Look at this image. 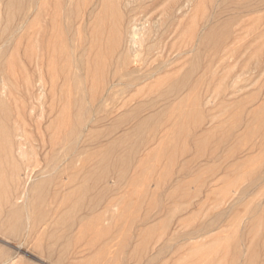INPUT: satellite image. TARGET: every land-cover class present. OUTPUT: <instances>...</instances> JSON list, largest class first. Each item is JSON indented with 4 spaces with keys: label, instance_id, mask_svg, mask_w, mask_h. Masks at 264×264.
I'll return each mask as SVG.
<instances>
[{
    "label": "rangeland",
    "instance_id": "rangeland-1",
    "mask_svg": "<svg viewBox=\"0 0 264 264\" xmlns=\"http://www.w3.org/2000/svg\"><path fill=\"white\" fill-rule=\"evenodd\" d=\"M0 117V264H264V0H0Z\"/></svg>",
    "mask_w": 264,
    "mask_h": 264
},
{
    "label": "bare ground",
    "instance_id": "bare-ground-1",
    "mask_svg": "<svg viewBox=\"0 0 264 264\" xmlns=\"http://www.w3.org/2000/svg\"><path fill=\"white\" fill-rule=\"evenodd\" d=\"M12 1V0H11ZM21 1H23V0H21ZM119 2V1H118ZM229 2V1H228ZM13 3H14V1H13ZM17 3V2H16ZM114 4V3H113ZM13 6H14V4H13ZM17 6V5H16ZM19 6V5H18ZM20 7V6H19ZM116 8V7H115ZM118 8H119V6H118ZM117 9V8H116ZM115 11V10H114ZM116 13V12H115ZM119 14V13H118ZM122 16V15H121ZM122 19V18H121ZM215 28V27H214ZM122 30H123V28H122ZM214 30V29H213ZM211 33V32H210ZM123 34V33H122ZM210 35V34H209ZM211 36V35H210ZM122 37V36H121ZM217 39V38H216ZM121 40V39H120ZM208 40V39H207ZM210 40H211V38H210ZM122 41V40H121ZM120 41V44H122V42ZM212 41V40H211ZM218 41V40H217ZM210 43V42H209ZM206 45V44H205ZM212 45V44H211ZM198 52V51H197ZM196 53V52H195ZM199 56V55H198ZM198 56H196V57H198ZM201 56V55H200ZM122 57V56H121ZM199 64V63H198ZM190 78V77H189ZM190 81V80H189ZM188 82V81H187ZM180 84V83H179ZM176 85V84H175ZM186 86H187V83H186ZM178 87V86H177ZM183 90H184V88H183ZM173 92H174V90H173ZM172 92V93H173ZM173 95V94H172ZM167 96H169L170 97V95L168 94ZM165 98V97H164ZM163 99V98H162ZM169 100V99H168ZM167 100V101H168ZM154 101V100H153ZM153 101H152V103H153ZM166 101V102H167ZM155 103V102H154ZM149 104H151V102H149ZM148 104V105H149ZM147 105V106H148ZM144 107V106H143ZM163 109V108H162ZM139 110H140V108H139ZM158 112V111H157ZM135 113V112H134ZM156 113V112H155ZM154 113V114H155ZM195 114H196V111H195ZM132 115V114H131ZM156 115V114H155ZM162 115V114H161ZM183 115V114H182ZM197 115V114H196ZM254 115V114H253ZM257 116H258V114H257ZM260 116V115H259ZM1 117H2V115H1ZM1 117H0V120H1ZM130 117V116H129ZM263 117V116H262ZM152 118V117H151ZM160 118V117H159ZM187 118V117H186ZM252 119V118H251ZM2 121H4L3 120V117H2ZM177 121V120H176ZM147 122H150V120H143V121H141L139 124H137V126H135V129H134V131L136 132V134H142V132L144 131V129H145V126H146V124H147ZM163 122V121H162ZM261 122V121H260ZM254 123V122H253ZM256 123V122H255ZM168 124V123H167ZM189 126H191V125H189ZM177 127V126H176ZM179 128H180V126H179ZM249 128V127H248ZM132 129V128H131ZM250 129V128H249ZM157 130V129H156ZM131 132V131H130ZM2 133V132H1ZM4 134H0V138H4V137H6L8 134L6 133V132H3ZM6 133V134H5ZM127 134V133H126ZM189 134V133H188ZM11 135V134H10ZM76 135V134H75ZM96 135V134H95ZM104 135V134H103ZM143 135V134H142ZM98 136V138L101 136H99V135H97ZM174 136V135H173ZM12 137V136H11ZM72 137H74V135H72ZM76 137H78V136H76ZM210 137V136H209ZM120 138H122V137H120ZM212 138V137H211ZM231 138H232V136H231ZM78 139V138H77ZM76 139V140H77ZM97 139V138H96ZM134 139V138H133ZM13 140V139H12ZM75 140V139H74ZM73 140V142H78V140L77 141H74ZM93 140H95V139H93ZM92 140V141H93ZM118 140V139H117ZM135 140V139H134ZM140 139H139V135H138V138H137V141H139ZM218 139H216L215 141H217ZM229 140V138L227 139V141ZM96 141V140H95ZM212 141V140H211ZM211 141H210V143H211ZM231 141V140H230ZM71 142V141H70ZM70 142H68V144L70 143ZM117 142V141H116ZM13 143V142H12ZM79 143V142H78ZM78 143H74V144H78ZM131 143V142H130ZM209 143V144H210ZM66 144V143H65ZM68 144H66L67 146H68ZM84 144V143H83ZM125 144V143H124ZM128 144V143H127ZM126 144V145H127ZM215 144V143H214ZM217 144V143H216ZM79 145V144H78ZM77 145V146H78ZM112 145V144H111ZM11 146H13V145H11ZM70 146V145H69ZM73 146V145H72ZM81 146H83L82 144H81ZM81 146L79 147V148H81ZM114 146V145H113ZM124 146V145H123ZM134 146V145H133ZM74 147V146H73ZM85 147V146H84ZM115 147V146H114ZM113 147V148H114ZM122 147V146H121ZM138 147H139V145H138ZM219 147V146H218ZM11 148V147H10ZM66 148V147H65ZM64 148V149H65ZM74 148H76V150L78 149L77 147H74ZM117 148H119V145H118V147ZM125 148V147H124ZM5 149V148H4ZM68 149H70V147L68 148ZM168 149V148H167ZM218 149V148H217ZM79 150V149H78ZM119 149H117V151H118ZM123 150V149H122ZM133 150V149H132ZM12 151V150H11ZM10 150H7L3 155H2V159L3 160H5V161H7V162H9L8 160L10 159L11 160V164H12V172L14 173V175L16 176H12V181H17L18 183H19V172H20V167H19V165L13 160V158L11 159V157H12V152H11ZM70 151V150H69ZM74 151V150H73ZM120 151H121V149H120ZM138 151V150H137ZM78 152V151H77ZM106 152H107V150H106ZM108 152H110V151H108ZM114 152V151H113ZM129 153H130V151H129ZM217 153V152H216ZM116 154H118L117 152H116ZM116 154L114 155V156H116ZM122 154V153H121ZM131 154V153H130ZM161 154H163V156H164V152H162ZM229 154V153H228ZM103 155H106V153H103ZM120 155V154H119ZM118 155V156H119ZM214 155V154H213ZM24 156V155H23ZM215 156V155H214ZM15 157V156H14ZM17 157V156H16ZM62 157L64 158L65 156H63L62 155ZM68 157H69V155H68ZM68 157H66L67 159H68ZM70 157H71V155H70ZM77 157V156H76ZM111 157H112V155H111ZM200 157V156H199ZM216 157V156H215ZM72 159L73 158H75V157H71ZM85 158V157H84ZM98 158V157H97ZM101 158V157H100ZM0 159H1V155H0ZM56 160H57V158H55ZM52 160V161H56V160ZM66 159V160H67ZM119 159V158H118ZM16 160H18V159H16ZM63 160H65V158L63 159ZM107 160V159H106ZM124 160L125 159H122V158H120V162H119V164H122V165H124ZM130 160H131V156H130ZM51 161V162H52ZM70 161V160H69ZM94 161V160H93ZM99 161V160H98ZM111 161V160H110ZM132 161V160H131ZM193 161V160H192ZM85 162V161H84ZM109 162V161H108ZM194 162V161H193ZM83 163V162H82ZM102 163V162H101ZM110 163H113V162H110ZM197 163V162H196ZM62 164H64V163H62ZM75 164H76V162H75ZM86 164V163H85ZM90 164V163H89ZM9 165V164H8ZM54 164H53V162H52V166H53ZM73 165H74V163H73ZM72 165V166H73ZM117 165H118V163H117ZM170 165V164H169ZM67 166V165H66ZM71 166V165H70ZM86 166V165H85ZM217 166H218V164H217ZM216 166V167H217ZM68 167V166H67ZM107 167V166H106ZM49 168L51 169V164H50V166H49ZM99 168H100V162H99ZM119 168V167H118ZM218 168H220L219 166H218ZM263 168V167H262ZM261 168V169H262ZM121 169V168H120ZM127 169H128V167H127ZM55 170V172H56V169H54ZM53 170V171H54ZM119 170V169H118ZM84 171V170H83ZM97 171V170H96ZM126 171H128V170H126ZM49 172V171H48ZM55 172H51V173H55ZM116 172H117V170H116ZM96 173V172H95ZM120 173V172H119ZM50 174V173H49ZM56 174V173H55ZM172 174V173H171ZM51 175V174H50ZM113 175V174H112ZM182 175H183V173H182ZM260 175V174H259ZM259 175H258V177H259ZM49 176V175H48ZM48 176H46V177H48ZM79 177H81V174L80 175H78ZM92 176H94V175H92ZM92 176H90V178L92 177ZM179 176H180V173H179ZM257 176V175H256ZM6 177H7V175H6ZM8 178V177H7ZM6 178V179H7ZM77 178V177H76ZM89 178V179H90ZM99 178V177H98ZM107 178V177H106ZM179 178V177H178ZM249 179V178H248ZM259 179V178H258ZM88 180V179H87ZM260 180V179H259ZM81 181H82V179H81ZM90 181V180H89ZM105 181V180H104ZM123 181V180H122ZM134 181V180H133ZM166 181V180H165ZM168 181H170V178H169V180ZM9 182L10 181H8V185H9ZM75 183V182H74ZM85 183V182H84ZM172 183V182H171ZM170 183V184H171ZM3 184H4V177H2V176H0V191H2V189H3ZM12 184V183H11ZM88 184V183H87ZM96 184V183H95ZM121 184V183H120ZM252 184V183H251ZM75 185V184H74ZM73 185V186H74ZM77 185V184H76ZM98 185H100V183L98 184ZM159 185V184H158ZM169 185V184H168ZM167 185V186H168ZM10 186V185H9ZM46 182H41L40 184H38L34 189H35V192H36V194H37V196L35 197V199L33 200V204H34V208L35 207H37V210L40 208V204H42V202H43V197H42V191H44V189L46 188ZM160 186V185H159ZM170 186V185H169ZM52 187V186H51ZM51 187L49 186V188H48V190L49 189H51ZM97 187H99V186H97ZM165 187V186H164ZM10 188H11V186H10ZM96 188V187H95ZM18 190V189H17ZM95 190V189H94ZM108 190V189H107ZM10 191V190H9ZM87 191V189L85 190V189H83V192H86ZM93 191V190H92ZM50 192V191H49ZM48 192V194H50ZM138 192V191H137ZM92 193V192H91ZM159 193V192H158ZM85 194V193H84ZM90 194V193H89ZM103 194H105V193H103ZM159 194H161V193H159ZM158 194V195H159ZM11 195H12V193H11ZM81 195H83V193L81 194ZM87 196V195H86ZM160 196H162V195H160ZM165 196H166V194H165ZM47 197L49 198V196H46V198L45 199H47ZM66 197V196H65ZM82 197V196H81ZM85 197V196H84ZM83 197V198H84ZM159 197V196H158ZM8 198H9V196H8ZM13 198V197H12ZM67 198V197H66ZM163 198V197H162ZM243 198V197H242ZM242 198H241V200H242ZM10 199V198H9ZM68 199V198H67ZM66 199V200H67ZM77 199L78 200H81V198H78L77 197ZM77 199H75V201L77 202L78 200ZM102 199H103V197H102ZM101 199V200H102ZM166 199H168V197L166 198ZM0 200H2V198L0 199ZM73 200V199H72ZM86 200V199H85ZM100 200V201H101ZM27 201V200H26ZM12 202H14V201H12ZM161 202H163V200L161 201ZM8 203H9V200H8ZM7 203V204H8ZM77 203H79V202H77ZM76 203V204H77ZM7 204H5L6 206H8ZM70 204V203H69ZM90 204V203H89ZM98 204V203H97ZM97 204L96 203H94L93 204V207H92V209H94V208H96L97 207ZM27 205H29L28 204V202H27ZM26 205V206H27ZM43 205V204H42ZM100 205V204H99ZM132 205V204H131ZM137 205V204H136ZM23 206V205H22ZM74 206H77V205H74ZM73 206V207H74ZM24 207H25V205H24ZM23 207V208H24ZM43 207V206H42ZM4 208V207H3ZM16 208V207H15ZM83 208H84V206H83ZM98 208V207H97ZM159 208H161V204H160V207H158V209ZM25 209H27V208H25ZM24 209V210H25ZM28 209H29V207H28ZM181 209V208H180ZM44 210V209H43ZM76 210V208L74 207V209L72 208V211H75ZM83 210V209H82ZM81 210V211H82ZM97 210H99V209H97ZM97 210H95V211H97ZM157 210V209H156ZM26 211V210H25ZM30 211V210H29ZM85 211V210H84ZM83 211V212H84ZM19 212V210H17L16 211V213H18ZM82 212V213H83ZM1 213H4V210H2V212ZM0 213V214H1ZM22 213H24V212H22ZM26 213V216H27V214L29 213L30 214V212H25ZM220 213H222V212H220ZM39 215L32 221V229H34L35 227H37V225H41L42 224V222L44 221V220H46V218H45V215L43 214V213H38ZM46 214V213H45ZM79 214H80V212H79ZM84 214V213H83ZM85 214H87L86 213V211H85ZM89 214H90V212H89ZM217 214H219V212H217ZM88 215V214H87ZM216 215V214H215ZM2 216H4V215H2ZM13 216H14V214H12V213H10L9 214V216L6 218V224H5V230H6V233H7V235H12V237H14L13 235H15V234H17L18 232H20L19 230H20V228H21V223H23L22 222V220H20L19 222H18V224H16V223H14L13 222ZM25 216V217H26ZM76 217H77V215H75ZM53 217V216H52ZM67 217H68V215H67ZM70 217V216H69ZM83 217V216H82ZM15 218V217H14ZM29 218V215H28V217H27V219H26V221L27 220H29L28 219ZM45 218V219H44ZM75 218V217H74ZM85 218V217H84ZM97 218H98V216H96V217H94V220H97ZM25 219V218H24ZM81 219V218H80ZM86 219V218H85ZM222 219H223V217H222ZM51 220V219H50ZM50 220H49V222H50ZM74 220V219H73ZM77 220V219H76ZM21 222V223H20ZM48 222V221H47ZM72 222V221H71ZM143 222V221H142ZM145 222V221H144ZM205 223V222H204ZM4 224V223H3ZM56 224V223H55ZM75 224V223H74ZM24 225H26L25 223H24ZM23 225V226H24ZM139 225H141V224H139ZM142 225H143V223H142ZM22 226V227H23ZM59 226V225H58ZM27 227V226H26ZM24 228V227H23ZM22 228V229H23ZM28 228V227H27ZM27 228L26 229H24L25 231H27ZM72 228V227H71ZM0 230H1V228H0ZM23 231V230H22ZM24 231V232H25ZM57 231V230H56ZM62 231V230H61ZM2 232V231H1ZM59 232V231H58ZM69 232H70V230H69ZM3 233V235L4 236H6V234L4 233V232H2ZM23 233V232H22ZM68 233V232H67ZM66 233V234H67ZM19 233H18V239H19ZM46 235V234H45ZM25 236H26V234H25ZM43 236V235H42ZM30 237V236H29ZM10 237H8V239H9ZM15 238H17V235H16V237ZM20 239H22V238H20ZM24 239V238H23ZM26 239V238H25ZM27 239H29V238H27ZM45 238H43V240H44ZM62 238H60V240H61ZM12 240V239H11ZM16 240V239H15ZM65 240V239H64ZM17 241V240H16ZM24 241V240H23ZM59 241V240H58ZM63 241V240H62ZM62 241H60V242H62ZM24 243V242H23ZM42 246H43V244H42ZM43 249V248H42ZM55 249L56 248H54V251H55ZM54 251H52L53 253H54ZM45 252V251H44ZM54 255V254H53ZM1 257V256H0ZM11 257V256H10ZM2 258V257H1ZM13 258V257H12ZM51 257H49L48 259H50ZM53 258V257H52ZM9 259H11V258H9ZM5 262V261H4ZM9 264V263H8Z\"/></svg>",
    "mask_w": 264,
    "mask_h": 264
}]
</instances>
